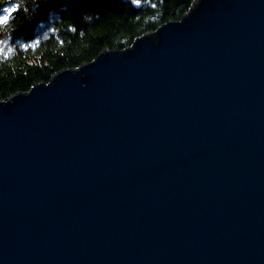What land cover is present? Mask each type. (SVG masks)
<instances>
[{
  "label": "water",
  "instance_id": "1",
  "mask_svg": "<svg viewBox=\"0 0 264 264\" xmlns=\"http://www.w3.org/2000/svg\"><path fill=\"white\" fill-rule=\"evenodd\" d=\"M0 264H264V0L0 99Z\"/></svg>",
  "mask_w": 264,
  "mask_h": 264
},
{
  "label": "trees",
  "instance_id": "2",
  "mask_svg": "<svg viewBox=\"0 0 264 264\" xmlns=\"http://www.w3.org/2000/svg\"><path fill=\"white\" fill-rule=\"evenodd\" d=\"M192 1L0 0V13L18 5L0 25V99L48 82L54 72L91 61L105 48L129 46L179 19Z\"/></svg>",
  "mask_w": 264,
  "mask_h": 264
},
{
  "label": "snow or ice",
  "instance_id": "3",
  "mask_svg": "<svg viewBox=\"0 0 264 264\" xmlns=\"http://www.w3.org/2000/svg\"><path fill=\"white\" fill-rule=\"evenodd\" d=\"M17 7L18 5L13 4L11 7L3 9V12L0 13V25H6L9 22L11 13L15 12ZM8 51L10 52L11 49Z\"/></svg>",
  "mask_w": 264,
  "mask_h": 264
}]
</instances>
